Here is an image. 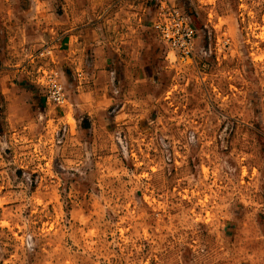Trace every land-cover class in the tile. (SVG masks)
I'll list each match as a JSON object with an SVG mask.
<instances>
[{"label": "rangeland", "instance_id": "obj_1", "mask_svg": "<svg viewBox=\"0 0 264 264\" xmlns=\"http://www.w3.org/2000/svg\"><path fill=\"white\" fill-rule=\"evenodd\" d=\"M104 31L147 76L114 57L84 107L0 99V264H264V0H117Z\"/></svg>", "mask_w": 264, "mask_h": 264}, {"label": "crops", "instance_id": "obj_2", "mask_svg": "<svg viewBox=\"0 0 264 264\" xmlns=\"http://www.w3.org/2000/svg\"><path fill=\"white\" fill-rule=\"evenodd\" d=\"M116 4L117 0H0V99L42 104L39 79L54 70L64 91H70L66 103L56 109L84 107L92 89L105 83V72L114 69V57L121 59L122 69H130L123 65L130 55L136 59L131 71L147 76L139 56L148 49L141 42L118 43L112 34L101 32ZM149 82L142 79L126 89Z\"/></svg>", "mask_w": 264, "mask_h": 264}, {"label": "built area", "instance_id": "obj_3", "mask_svg": "<svg viewBox=\"0 0 264 264\" xmlns=\"http://www.w3.org/2000/svg\"><path fill=\"white\" fill-rule=\"evenodd\" d=\"M169 18L155 23V28L163 42L180 56H189L194 46V31L188 23L187 16L174 4L168 6ZM40 84L44 90L45 103L53 107H62L66 103V94L57 72H44Z\"/></svg>", "mask_w": 264, "mask_h": 264}]
</instances>
